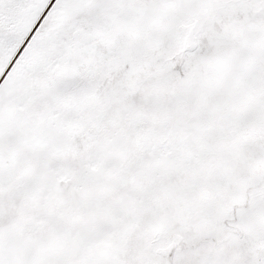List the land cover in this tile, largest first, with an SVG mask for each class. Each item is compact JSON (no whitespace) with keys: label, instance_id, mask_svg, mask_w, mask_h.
<instances>
[{"label":"snow or ice","instance_id":"6c2138e0","mask_svg":"<svg viewBox=\"0 0 264 264\" xmlns=\"http://www.w3.org/2000/svg\"><path fill=\"white\" fill-rule=\"evenodd\" d=\"M0 264H264V0H0Z\"/></svg>","mask_w":264,"mask_h":264}]
</instances>
